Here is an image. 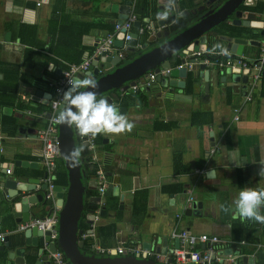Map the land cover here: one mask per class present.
Here are the masks:
<instances>
[{"label": "crops", "instance_id": "1", "mask_svg": "<svg viewBox=\"0 0 264 264\" xmlns=\"http://www.w3.org/2000/svg\"><path fill=\"white\" fill-rule=\"evenodd\" d=\"M125 1L0 0V158L4 163L0 167V184L14 179L34 188L33 194L41 193L46 169L42 162L40 134L48 128L53 114L50 104L54 89L50 81L58 78L78 58L84 60L93 55L103 37L116 33L119 14L126 8ZM182 1L177 0L179 10L173 14L178 18L184 14L190 20L203 14L204 11L194 12L209 0H187L191 5L186 8H181ZM252 4L241 5V9L245 14H254L258 22H264V0ZM160 12L158 0H147L146 14L140 25L135 27L133 23L132 33L138 35V40L134 50H129L128 57L139 51L141 55L166 40L160 38L158 42H148L151 36L164 34L171 25L172 12H165L161 17ZM162 18L166 19L164 24ZM233 19L234 16H230L211 29L205 55H238L227 48L229 42L226 39L238 37L260 42V46L245 44L242 54L238 55L248 60L257 59L264 45L262 28H234ZM147 23L152 24L154 30L139 33L141 24ZM245 28L248 35L233 34L239 30L246 32ZM123 41L120 47L113 43L108 52L118 55L120 63L99 74L112 72L130 62L128 57L122 56L129 47L127 41ZM145 43L148 46L142 48ZM182 50L173 56V66L177 64L176 59L179 63L184 59L186 54ZM198 65L188 71L185 78H177L181 85L170 86L164 78H158L150 88L134 92L133 84L127 82L97 97L110 98L112 102L108 103L125 108L119 114L132 127L118 134L100 133L103 142L98 144L96 154L88 151L93 162L107 174L112 189V195L107 197L95 189L97 194L94 196H102V201L95 203L98 205L96 210L87 211L82 228L79 226L78 241H91V255L114 256L92 250L94 242L105 248L130 245L140 248L141 254L116 255L141 258L146 254L158 263L176 264L173 253H169L176 245L173 232L184 229L234 241H251L249 238L264 241V224L241 218L233 206L240 190L264 188V176L258 174L264 167V68L251 86L252 77L243 70H219L209 65L210 75L206 79L205 71ZM153 71L149 70L135 81ZM249 93L250 100L247 99ZM240 106V120L235 121L234 110ZM59 124L56 126L58 136ZM84 142L85 137L81 146ZM62 159L60 152L56 173L58 169L61 172L66 169ZM235 161L241 162L242 166ZM6 165L12 168L11 174L4 172ZM92 181H96L95 177L83 184L89 188ZM4 190L0 187V233H11L7 235L9 246L0 249V264H15L8 255L21 247L25 248V263L35 264L40 260L38 249L44 244L25 243L27 229L18 231L22 223L16 222L15 210ZM9 190L14 192V189ZM56 194L51 198L52 205L44 201L31 205L35 215L29 221L49 215L57 204ZM190 196L193 201L189 200ZM222 205L229 210L224 211ZM260 211L264 215V206ZM91 214L94 219L89 221ZM58 227L59 222L57 230ZM87 233L94 235L84 236ZM38 238L43 240V236ZM4 241L0 239V245ZM164 241L166 252L159 254L169 260L167 263L149 254L158 253L156 247ZM51 243L61 250L58 238ZM200 246L204 247L203 244ZM237 248L216 246V250L224 254L240 250L242 263L243 257L249 256L254 264H259L264 252L262 249L255 253L248 245ZM44 252L48 257L43 264H52L50 252ZM246 264H250L249 260Z\"/></svg>", "mask_w": 264, "mask_h": 264}, {"label": "water", "instance_id": "2", "mask_svg": "<svg viewBox=\"0 0 264 264\" xmlns=\"http://www.w3.org/2000/svg\"><path fill=\"white\" fill-rule=\"evenodd\" d=\"M257 0H209L206 4L198 8L194 13L196 14L199 11H204L203 14L192 18L191 22L182 23L177 32L175 29H170L169 25L164 34L158 33L151 36L148 39V42L155 41L158 42L160 38H165L166 40L163 43L157 45L151 50L142 53L137 58L131 60L129 63L116 67L112 72L99 74L100 71L104 69H111L112 67L118 65L121 61V58L118 55H110L107 52L102 53L99 57H95L92 60V64L88 71L84 73H79L76 80H81L84 78L92 79L96 81V87L91 88L87 87L80 89L81 91H92L96 94L97 97L101 96L102 93L108 92L112 89L123 86L124 83L131 82L135 84V80L149 70L154 69L156 73L159 72L161 68L172 67L173 56L178 53L180 50L184 54H188L192 51L206 52L207 44L209 41L208 33L213 29L214 26L226 21L230 16H234L232 24L236 26H247V27H257L262 28L261 35L264 36V22H258L254 19V14L247 13L241 9V5L252 6ZM159 3V16L161 17L164 13L172 12L171 24L178 20L177 14H173V11L178 12L177 0H158ZM123 11L119 14L118 24H122L125 19H127L130 12V0H126L124 3ZM116 9L117 4L113 5ZM245 16V19L243 18ZM166 19L162 18L161 22L165 23ZM141 21L137 20L134 22V26L138 27ZM125 37V29L122 28L120 33L117 36L116 41L114 42L115 46H122L123 39ZM229 42L227 48L232 50L233 53L241 55L243 51V46L245 44H256L260 46V42L247 40L244 38H234L226 37ZM138 35L132 33V38L127 41L129 47L128 50L122 52V56L128 57L129 50H134V47L137 44ZM148 43H145L142 48H146ZM183 62V60H182ZM198 68H201L205 71L206 79L210 75V70L207 69V64L201 60L199 62ZM238 71V70H237ZM188 69L187 67H182L180 69L173 68L171 72L166 77L167 85L176 86L181 85L177 78H185L187 76ZM170 80H167L168 78ZM161 80V78H159ZM247 80V76L244 75V81ZM108 102H112L110 98L106 99ZM63 104L60 106L58 112L63 107ZM121 113L125 108L116 107ZM59 139H60V150L61 157L65 161L66 169L68 171V188L67 190L60 185H56L54 191L57 193L58 198L57 204L62 206L59 215V237L58 244L61 250L65 253L66 257L70 260L72 264H161L156 262L153 259L146 257V254H143V257L138 256H117L116 252H113L114 256L108 257H99L96 255H87L81 251L83 245L82 242L78 241V230H79V221L84 210V195L86 192V187L83 184L82 180V166L81 162L78 159V148L77 140L73 130V125H68L64 123L59 124ZM106 142V141H105ZM87 142H84L82 146H86ZM55 178V176H54ZM4 188V192L9 196L10 202L13 205L15 210L14 216L16 217V222L18 224L28 222L32 216L35 215L31 205H34L39 202H47L48 205H52L51 199H46L47 185H43L41 188L40 194H33L34 188H31L23 183H18L14 179H9L6 182L0 184ZM97 188V182L92 181L89 184V189L95 190ZM9 189H14V192H11ZM66 190V193L64 192ZM112 189L111 186L103 194L104 197L111 196ZM102 196H92L90 198L91 202L101 203ZM17 200V201H16ZM92 212L94 210H91ZM192 211V210H191ZM105 212V207L102 208L101 214ZM89 221L94 219V214L88 216ZM49 230L42 231L37 227H32L27 229L24 232L25 243L27 245H43L44 242L50 241ZM39 236H43V240H39ZM179 239L176 238L175 248L178 247ZM9 237H5L3 245H0V249L4 250L9 246ZM163 245V246H162ZM162 245L156 247V252L165 253L166 247L165 241ZM203 246H205L203 244ZM58 249L57 244H50V253L55 252ZM174 249L169 250V253H173ZM25 248L21 247L13 252H10L8 255L9 259H12L15 264H26L24 259ZM40 260L36 261L35 264H43V261L48 257V254L44 252L43 247L38 249L37 252ZM116 255V256H115ZM253 263L252 258L247 256L243 257V262Z\"/></svg>", "mask_w": 264, "mask_h": 264}, {"label": "built area", "instance_id": "3", "mask_svg": "<svg viewBox=\"0 0 264 264\" xmlns=\"http://www.w3.org/2000/svg\"><path fill=\"white\" fill-rule=\"evenodd\" d=\"M137 0H130V12L127 17L123 21L122 24H116V33L108 34L106 37H103L99 40L94 54L87 56L82 62L80 63H72L65 69L62 74L56 78L55 80L50 81V86L54 89V96L51 100V108L53 114L49 119L48 128L40 134V139L43 142V149H42V162L46 169V177L44 179L45 184L47 185V193L46 198L51 199L54 198V188L56 184L54 183V176L56 175L57 171V162L56 159L60 155V139L57 134V125L59 123L55 122V118L58 114V110L60 106L63 104V93L70 87V81H75L76 76L79 73H84L89 70L92 60L95 57L100 56L104 52H109L111 50L112 45L115 40V35L121 31L122 28L125 29V37L124 40L128 41L132 38V28L133 23L137 20V14L135 13V6ZM148 30H154L152 24H141L139 28V33H146ZM154 33V32H153ZM206 52L200 51H192L189 52L184 56L183 62H180L172 67L169 68H161L158 73L151 72L145 78H140L132 85V89L134 92H137L141 89L150 88L153 86L155 81L158 78L166 79L167 75L171 72L173 68L180 69L182 67H187L188 71L195 68L196 64L199 63L201 60L207 66H215L219 70H223L225 68H230L232 70H243L246 74L249 73L252 77L251 86L256 83L259 79L260 73L264 68V45L261 48L260 55L255 60H248L242 56L234 55L230 56L228 53H223L222 55H215V56H208L205 55ZM204 57V58H203ZM254 72V74H253ZM247 99H251L250 93L247 95ZM242 110L241 106L235 108V116L234 120H240V111ZM85 140L87 142V149L88 151L96 154V150L98 147V143L95 140L94 135L88 134L85 136ZM216 148L212 149V153ZM2 150V149H1ZM2 159L0 158V167H3ZM4 172L6 174L12 173V168L8 167L7 165L4 166ZM97 182V188L100 194H103L107 191L109 186V180L105 171L101 168H98L95 176ZM1 187V186H0ZM190 201H193V197H189ZM61 207L55 204L54 209L50 212L49 215L35 217L29 222L22 223L18 231L26 230L32 227H37L39 230L42 231H51L50 239L51 242H54L55 239L58 238V230L56 228L59 222V211ZM11 232L7 233H0V239L2 241L5 240V237L9 235ZM94 233H87L84 236H91ZM173 236L179 239L178 247L174 249L173 252V259L176 264H246L240 261L243 253L240 250H237L235 253L230 252L229 254L219 253L216 250L217 245L226 246V245H233L236 248L240 245H248L255 249V253L258 250L264 249V244L241 240V241H234L223 239L218 235H211L208 233L202 234H194L187 230L182 231H174ZM51 242H45L43 249L46 251L50 250ZM200 244H204V247H199ZM92 250H96L101 254H108L111 255L113 252L118 254H141V249L135 246H118L116 248H105L98 245L94 242L91 245ZM238 249V248H237ZM255 253L252 256H255ZM149 254L156 255L158 259H161L163 262L167 263L169 260L161 258L159 253H152ZM52 264H71L70 261L67 259L65 253L62 250L57 249L55 252L49 254ZM239 258V259H238ZM248 258H250L248 256ZM254 264V263H253Z\"/></svg>", "mask_w": 264, "mask_h": 264}, {"label": "clouds", "instance_id": "4", "mask_svg": "<svg viewBox=\"0 0 264 264\" xmlns=\"http://www.w3.org/2000/svg\"><path fill=\"white\" fill-rule=\"evenodd\" d=\"M87 87L95 88L96 81L90 78L70 81V87L63 93L64 105L55 118L56 123L74 125L81 135L118 134L131 129L132 125L105 98L98 99L94 92L80 90ZM236 164L242 166L241 162ZM258 174L264 176V167ZM233 206L241 218L264 224V215L260 211L264 206V188L240 190ZM221 207L224 211L229 210Z\"/></svg>", "mask_w": 264, "mask_h": 264}, {"label": "trees", "instance_id": "5", "mask_svg": "<svg viewBox=\"0 0 264 264\" xmlns=\"http://www.w3.org/2000/svg\"><path fill=\"white\" fill-rule=\"evenodd\" d=\"M189 5H191V3H188L187 0H183L182 4H181V8H186ZM146 9H147V0H140L139 3L136 5V8H135V13L137 14L139 20H141L145 16ZM185 19H187L186 16L184 14H182L181 17H179L176 22L171 24L170 29H175V32H177L179 27H180V25L182 23L191 22L192 18H190V20H188V19L185 20ZM232 26L234 28H238L237 26H234V25H232ZM239 31L238 32H233V34H236V35H240L241 34V36H242V35H245V33H246V35H248L247 29H246V32L240 33ZM140 52L141 51L136 52V53H134V52L131 53V55L128 57L127 61H131L132 59H134L137 56H139ZM208 56H210V55L208 54ZM175 61H176L177 64L179 63L177 59ZM80 62H82V59L78 58L76 63H80ZM73 130H74V133H75V136H76V140H77L78 159L81 162V166H82V173H83L82 179H83L84 182H87V181H90L93 177H95L97 169H98V166L91 159V156H90V153L87 150V147L81 146L82 139L86 135H81L74 125H73ZM94 137H95V140H96V142L98 144H100V143L102 144L103 137H102V135L100 133L94 135ZM54 183L56 185H61V186L67 187L68 186V171L66 169H64V171L61 172L60 169H58V172L56 173V178L54 179ZM85 187H86V192H85V195H84L85 210H84V212L82 214V217L80 219L81 223H79L80 224L79 226L81 228L83 226L82 222H83V219L86 216L87 211L88 210H90V211L91 210H96L98 208L97 204L92 203V202L89 201L92 196L97 194V191L89 189L87 186H85ZM136 207L137 206L135 205V209H136ZM84 229H85V227H84ZM248 240H251L252 242H257V243L264 244V241H260V239L258 240L257 238H252V239L249 238ZM255 240H258V241H255ZM90 242L91 241H89V239L88 240L86 239L85 241H83V245H82V248H81V251L83 253L87 254V255H91L92 254V252L90 251ZM199 247H201V246H199ZM259 264H264V252L261 253V258H259Z\"/></svg>", "mask_w": 264, "mask_h": 264}]
</instances>
